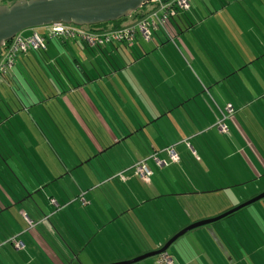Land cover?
Wrapping results in <instances>:
<instances>
[{"label":"crops","instance_id":"0c3cea01","mask_svg":"<svg viewBox=\"0 0 264 264\" xmlns=\"http://www.w3.org/2000/svg\"><path fill=\"white\" fill-rule=\"evenodd\" d=\"M212 1L214 0H204L205 3L202 5L195 4L191 12L182 15V20L178 26L169 28V34L163 32V35H158L157 38H155L157 40V46L155 50H153L155 47L150 49L149 47L151 46L144 45L141 40L138 41V43L133 47L134 54H127L128 56L126 55L124 63L121 64L122 70L120 73L103 75L102 68V70L100 69L99 72L96 71V73H94L92 70V65L96 66V63L98 62H105L101 58V54L98 53V50L95 52V50H90V48L86 47L85 45L78 46L72 41H50L46 43L45 50H43V52L38 53V55H35V57H32L31 55L28 56V58L25 57L24 61H20L18 63L20 66H24V64L30 67L31 65H35V68L37 65H51L56 70L55 75L57 78H60L64 83H67L68 86H64V88L67 87L71 89L70 93L73 94L74 100L76 102H71V98L67 93L63 94L62 96L58 95L56 98L50 99L38 105L36 104L37 102L35 99H33L34 97L32 94L30 95V92L24 88V97L29 98L31 103L36 104L32 106L34 109L40 110L42 106H46L48 109L51 108L52 113L58 114L61 112L67 114L66 118L68 120H66L65 117H62L56 119L55 121L51 120V122H56L52 124L49 123V119L47 117H44V121L48 124L47 129L56 130L59 129V125L61 124L70 125L71 122L69 119H71L72 123L77 125L80 130H83L85 135H89L82 115L87 114L88 110H92L90 112L97 114H122L123 116L120 126L116 124L115 128L116 130H121V135L123 134L124 137L126 135L125 133L129 135L128 131L140 130L142 132H139L138 135L131 134V136L129 135L126 137V139L121 141L115 133L116 136L114 135L110 140V142L116 143L115 147L117 148L115 151L106 153L102 152L103 148H98L101 151L102 159L100 160L99 158H95V160L101 163V165H99L100 172L98 171L99 169H97V173L93 178L96 177L97 180L99 177H102L100 178L101 181L99 182V184H103L102 186L110 185L112 183L111 187L109 188L116 195V197L119 194L126 195V199H123L122 197H119V199L117 198L118 203L115 201L111 202V205L116 206V211L121 209L120 214L115 215L113 218L110 217V214H108L109 211L102 212V209L97 206L100 203V199L98 202L97 196H91L93 192L90 194L87 193L89 190L87 185L91 184V179H93L92 169L88 167L87 169L78 170L80 167L77 163H73V156L69 160L65 159L63 165V168L66 171L65 175H68L72 178L79 190L77 195L82 193L81 195L83 196L85 193H87V195L83 197L88 203L84 201L85 203L83 202V204L86 205L81 207L80 205L75 204L74 201L76 198H74V200H68V198H66L67 195H65L66 193L63 195L62 199L64 202L68 201L66 203L68 205L62 204L63 202L57 204L53 203L58 206V209L60 208L59 212L62 211V205H65L64 207H75L76 205V207L79 206L84 210V213L73 212V215L78 214L82 219L81 222L80 220H76L75 216H73L76 221L75 223L78 227V231H76L73 227L71 228L70 224L67 223L69 219L66 221L63 217H61V220L56 219L55 222L59 224V227L62 226L64 234L63 238L66 242L65 244L62 242V240L60 241L56 238L55 240L60 245V248L57 247L56 251L50 246V248H48V244L45 243L39 234L33 233L34 227L32 226L35 225L32 224L24 214L25 219L28 220L30 224H32L29 229L32 230L30 232L33 234V238L36 240L37 251H35V255H40L42 256L41 258L44 259V262L41 264H61L59 258L62 259L63 257L70 261L68 264H86L80 260V256L82 252H85L87 247H89L92 242V238L96 233L95 225L103 224V227L107 228V226L111 225L110 223L116 220L117 217L132 213L133 208L138 209L140 207V209H144L145 206H152L149 207V210H147L149 213L148 215H153L152 218L148 217L147 219L152 220L154 217H159L158 215H160L161 211L159 210V207L162 205L163 201L173 200V203H176L177 207H180V205L185 206L188 209L193 210L195 213L197 206L207 202L205 197L208 198L207 196L209 194L239 186H225V188L222 187V189H220L210 186L209 184L205 185L202 183L204 181L208 182V180H210L209 177H213L210 174L220 172V170L217 169L216 160L212 159V150L205 142L202 143V141L199 140L201 134L205 135L204 133H200L202 130L199 132L200 135L195 133L190 137L184 138L185 140L183 141L187 140L188 142V139H191L193 142V144L189 146L192 154H190L188 157H185L187 151H185V149L183 150L181 146H177L178 141L174 142L175 144H173V142H167V140L164 138V135L167 133V131L172 132L176 130V127L172 124H166L164 128H157L155 126V124L157 125V122L160 119L167 118V116L160 117V115L171 113L167 112L170 111V109L167 107L166 99H168V106H171V108L180 105L172 102L173 99L176 101L178 98L180 99L181 96L178 92H176V90L172 89L171 85H168L170 73H172L171 79H173V76L176 75V71L178 78L181 77L182 72H184L185 75H192V73L196 74L194 70L195 68L193 66L195 65V67L207 77V80L211 85L214 83L218 84L220 82H223V84L228 82L233 83L231 86H228V95L223 94L220 91H216L213 95L212 91H208L205 95L206 98L209 97L218 99L219 103L215 100L213 101L212 99H209L210 106L216 111V113L219 112L218 108L222 109L229 104L235 105L234 102L228 98L240 97L248 99V101L238 104V108L234 106L236 108L235 115L223 123L225 126V131L224 134H222V137L227 138L226 141L229 143H234V140L231 137L232 135L237 136L239 139L238 143H240L238 147L234 148L231 154L225 157V160L228 161L234 156L241 157L242 163L238 164L237 170H239L240 167L241 171L244 172L246 166L248 165L247 168L250 169L251 173L253 172L252 177H254V179H260L262 175H264V148L263 144L261 143L262 139H264V136L262 135V133L264 134V52L253 59H247L243 53V48L246 46L249 47L250 41L245 39V33H243L238 28V24L237 29H235L230 26V23L220 25V21L218 23L216 20H214V23H211V20L217 18L216 15L219 13V11L212 9V7L215 6L214 2ZM220 1L221 0H218V3ZM237 1L241 2L242 4L244 2L251 3L250 0L232 1L233 6L230 8H233L234 6L235 7L232 9V11H230L229 15L233 20L236 19L237 6H240L241 9H246H243V14L249 10L244 5L243 7L240 3H236ZM226 2L228 5L231 4V0H226ZM0 5H4L3 0H0ZM204 5L205 7H203ZM251 6L253 8L252 11L254 12L252 14L258 16L259 24L261 26L264 25V15L262 16L263 21L261 20V9H257L255 5H248L249 8H251ZM183 17L186 18L185 20L191 21L190 24L192 25H185L183 22ZM36 32L40 35L45 33L43 29H40ZM29 33L31 34V31H29ZM110 51L112 52L111 56H116L117 58L119 54H124L119 52L120 49H118V47ZM130 56L132 59H130ZM133 56L136 57L137 60L133 61ZM108 57L109 55L105 51L103 53V58L106 60ZM227 58L232 60L235 58L237 60L235 65L236 67L234 65L226 66L225 61H227ZM103 66L106 70L110 69L109 64L107 63L103 64ZM210 66H212V69L215 70V73L211 72ZM237 66H239L238 69ZM150 67L153 68L150 69ZM188 67H191L192 69L194 68V71L191 72ZM223 69H225L227 72H224ZM136 70L141 71L142 73L136 74ZM84 72H91L93 74V77L91 76V78L94 79V82L88 83V80L83 76ZM13 74L16 76L15 69L13 70ZM99 76H101L102 79H99ZM148 76H153V81L158 82V85L154 86L153 90L149 89L146 83ZM214 77H218V79L215 80ZM101 81L102 83H100ZM2 83L4 86H11V82L9 80H3ZM107 83H110V85ZM96 87L98 91L101 92L103 97H107L108 95L110 96L108 103H101L100 99L96 97ZM234 90L239 92L238 96L233 94ZM75 96L77 98H75ZM161 96H163V98H161ZM87 97H92L94 99L96 98L94 103L95 106L88 103L89 101L87 100ZM150 97L156 98L158 103H155L152 106L149 101L151 99ZM182 106L183 105H180L178 108H182ZM23 110L30 112L29 108ZM161 112L162 114H159L158 116L156 115V113ZM143 113H150L151 115L147 118H143ZM190 113L194 115L197 112L192 111ZM68 114L72 117L70 116L69 118ZM240 114L245 116L241 117V122L238 121L237 118V116ZM218 116L220 117L219 113ZM150 117L152 119H156L157 117L160 118L157 120V122L150 123V120H152ZM72 118H74L76 122ZM42 120L43 118L39 117L37 119L31 118V123L39 126V123L42 122ZM219 120L220 118L217 119L215 126ZM260 121L262 122V126ZM148 127L152 128L153 130L146 133L145 131L148 129ZM13 130V138H16V140H18L17 142L20 144L21 142L23 145L26 144L29 148L26 151L27 155H32V148H30L32 144L27 141L25 130L22 129L20 125L13 127ZM230 130H232V134L230 133ZM222 140L224 141L223 138ZM95 144L96 143L93 145ZM166 147L173 148L175 154L178 157V161L173 164V166L176 168V166L179 165V171L184 177V181L189 182V185L180 186L175 184L174 187H172V191L165 190L163 186L160 187V184L157 186L150 183L149 185H145V187H140V182L134 177L132 171L126 170L129 169L131 165L154 151L157 153V157L162 163V168L159 169L156 167L157 170L160 172V174H169L170 172L168 169L171 167L172 162L168 159V157H166L167 155L165 156V153L163 152ZM49 148L56 152L53 145H51ZM94 149L95 148H93L92 153H94ZM26 153L24 155L25 159L28 157ZM19 158L22 159L21 157ZM92 158L93 156H90L88 161L92 160ZM118 158H121L126 162L129 161L131 163L130 166L124 170H122V168H118L119 166L116 162ZM109 162H113L114 164L111 165ZM150 168L152 171V165ZM156 173L158 174L157 171ZM112 175L121 176V178L119 180L112 179L114 178ZM154 175L156 174H153V177ZM182 176L180 177L182 178ZM61 177H64V175ZM114 182H116V184ZM92 187H94V185ZM58 191L60 194L64 192L63 190ZM142 199L144 201H142ZM199 203L201 204L198 205ZM117 204H119L120 207H117ZM192 204L197 206H192ZM178 209L181 210V208ZM85 212L92 216L90 222ZM162 215L163 214H161V217ZM89 227H92L93 232H88ZM209 232L218 246L217 247L215 245L216 250L218 251L217 255L213 254L212 257H216L218 260L221 259L223 262L226 261V263L231 264V260H226L229 256V249L227 248L228 244L223 238H221V236H219V232H217L216 229H210ZM216 234L220 237V239L215 236ZM49 235H52V237L54 236V234L51 232ZM68 240H70L69 243ZM166 241V237L161 243L154 241L155 246L149 250L156 251L160 249ZM38 247H40V250H38ZM2 254L3 252L0 254V259H2V256L4 255ZM88 258H90V256H85V261Z\"/></svg>","mask_w":264,"mask_h":264},{"label":"rangeland","instance_id":"374dc122","mask_svg":"<svg viewBox=\"0 0 264 264\" xmlns=\"http://www.w3.org/2000/svg\"><path fill=\"white\" fill-rule=\"evenodd\" d=\"M250 1L251 3L244 2L243 4L238 1L236 2L240 3L242 6L244 5L249 10H247V12L243 14V9L245 8L241 9L240 6H237V20H233L230 17L229 13L230 11H232V9H234L235 6L233 8H230L231 6H233V3L228 5L226 0H221L214 7H212V9L219 11V13L216 15L217 18L211 20V23H214V20H216L218 23L220 21V25L230 23V26L235 29H237L238 24V28L243 33H245V39L250 41L249 47L246 46L245 48H243V53L245 54V57L247 59H253L264 52V25L261 26L259 24L258 16L252 14L254 13L252 11V6L251 8L248 7V5H255L257 9H261L262 20V16L264 15V0ZM102 26H105L103 27L104 29H110L113 27V23L104 24ZM38 30L40 29H37V31ZM29 31L23 32L21 36H30L31 34L29 33ZM75 44H77L78 46L82 45L80 42H75ZM226 60V66H235L237 63V60L235 58H233V60L227 58ZM193 66L195 68L193 69L195 70L196 74L192 73V75H185L184 72H182L181 77L178 78L176 71V75L173 76V79H171L172 73H170L168 85H171L172 89L176 90V92H178L181 96L180 99L178 98V100L176 101H174L173 99L172 102H175L176 104H183V106L182 108H177L176 110L169 113L166 118L167 120L165 118L160 119L157 122V125L155 124V126L157 128H164L166 124H172L176 127V130L172 132L167 131V133L164 135V138L167 140V142H173V144H175L174 142L178 141L177 146H181L183 150L185 149V151H187L185 157H188L190 154H192L189 146L192 145L193 142L191 139H188V142L187 140L183 141L185 140L184 138L190 137L195 133L199 134V132L202 130V132L200 133H204L205 135L199 134V140H201L202 143L205 142L212 150V159L216 160L217 169L220 170V172L218 173L210 174L213 177H209V183L206 181L202 183H204L205 185L209 184L210 186H214L215 188L220 189H222V187L225 188V186H239L209 194L207 196L208 198L205 197V200L207 202L203 203L202 205H200L202 202L199 203L198 205L200 206L192 204V206H197L195 213L193 210H190L185 206L180 205V207H177L176 203H173V200H166L163 201L162 205H160L159 207V210H161L160 215H158L159 217H154V219L152 220L147 219L148 217H153V215L151 214L148 215L149 213L147 212V210L150 209L149 207L152 206H145L144 209H140V207L138 209L133 208L132 213L117 217V219L110 223L111 225L107 226V228L103 227V224L95 225L96 233L92 238V242L89 247H87L85 252H82L80 256V260H82L86 264H116L120 262H127L137 257L143 256L153 251L149 249L155 246L154 241L157 243H161L164 241L165 237L168 241L169 239H171V237H173L175 234L185 229L186 227L200 221L218 217L264 193V175H262L260 179H254V177H252L253 172L251 173L250 169L247 168L248 165L246 166L244 172L241 171L240 167L239 170H237L238 164L242 163L241 157L234 156L230 160L227 159L228 161L225 160V157L231 154L234 148L240 145V143H238L239 139L237 138V136L232 135L231 138L234 140V143H229L228 141H226L227 138L222 137V134L215 128L217 119L220 118L221 120V117H219L218 113H216V111L210 106L209 99H212L213 101L215 100L218 103L219 101L218 99L205 97L208 91H212V95L216 91H220L221 93L228 95V86H231V84L233 83L228 82L223 84V82H220L218 84L214 83L211 85L207 80V77L204 76L195 67V65ZM238 68L239 66H237V69ZM188 69L191 72L194 71L191 67H188ZM210 70L211 72L215 73V70L212 69V66H210ZM223 70L224 72H227L225 69ZM53 71L56 72L54 68ZM138 72L140 74L142 73L141 71ZM37 76L39 79V75ZM19 77L22 80V83L25 85L26 89L30 92V95L33 94L34 90L33 92L31 90L35 87L33 79L31 78L30 80L28 76H26V74H24V79L22 75H19ZM214 78L215 80L218 79V77ZM24 80L30 84V87L27 86ZM146 83L148 85V88L151 90H153L154 86H156V84L153 82V76H148L146 79ZM1 91L5 95L6 101H8L9 105L11 106L9 109H11L12 111L16 112L18 109H23L24 106L29 108V113L20 112L16 117L13 116L8 123V125L11 123V127L20 125L22 129L25 130L27 141L32 144V154L35 155L33 158L31 157V155H29L30 157L27 155L28 158L31 161H37L39 159L45 162V164H42L41 161L39 162V165L42 166L44 170V172L41 173L44 174V179H51L53 177H60L64 175V177H61L58 182H55L48 188L46 187L44 189L45 191H43L42 194L35 196V200L41 208H44L43 210L45 212L48 210H52V218L50 221L61 232L62 236H64L62 226L59 227V225H57V223L55 222L56 219L61 220V217H63L65 221L69 219L67 223L70 224L71 228L73 227L76 231H78L75 219L80 220L81 222L82 219L78 214L73 215V212L84 213L83 208H80L79 206L76 207V205L75 207H64L65 205H62V211L59 212L60 208L58 209V206L56 204L51 203L47 208V205L44 203L45 196L47 197L46 193L51 194L57 192L59 194L58 190H63L64 192L60 194L62 197L66 193L65 195H67L66 198H68V200H74L79 191L72 178L68 175H65L66 171L64 170L63 166L59 164L56 153L49 147L53 145L54 150H56L57 154L60 156L62 154V151H69L68 154L73 155V163H77L80 167L78 170H83L90 167L93 172V178L94 175H96L97 169H99V165H101V163L96 161L95 159H93L88 164L86 163L87 161H84V159H90V156L93 155V147L90 142V137L88 135H85L83 130H80L77 125L72 123L71 119H69L71 122L70 125L61 124L59 125L61 127H59V129H47L48 124L44 121V117H47L49 119V123L52 124L56 122H51V120L55 121L58 118H66L67 114L61 112L58 114L52 113L51 108L48 109L45 106H42V108H40L41 111L38 109H34V107H28L27 100H25L23 94L25 90L21 86L20 88L14 87V91H12L11 89H7L6 91L3 89ZM7 92L10 93L13 98L8 97V95L6 94ZM233 94L238 96L239 92L234 90ZM47 95L51 96L52 93L46 90V94L44 93L40 96V101L42 100V98H47ZM161 98H163V96H161ZM190 98L193 99L188 101ZM228 99L234 102L235 107H237V105L240 103L242 104L243 102L248 101L247 98L240 97ZM166 101L167 107L171 109V106H168L169 102L167 99ZM0 105L2 110H4V104L1 102ZM192 111H195L197 113L193 115L190 113ZM159 114H162V112L156 113L157 116ZM70 116L68 114L69 118ZM38 117L43 118L42 122L39 123V126H37L36 124H32L31 118L37 119ZM241 117L245 116L243 114L238 115V121L241 120ZM72 119L74 120V118ZM66 120L68 119L66 118ZM260 124L262 126L261 121ZM152 130V128L148 127L145 132L147 133ZM230 133L232 134V130H230ZM262 135L264 136L263 133ZM222 138L224 139V141L222 140ZM67 141L72 143V145H70L72 149L67 148ZM261 143L263 144L264 148V139H262ZM57 144L59 145L58 147ZM47 145L50 146L48 147ZM16 146L18 145L16 144L15 147ZM6 147L8 150L10 149L8 145H6ZM109 163L111 165L114 164L113 162ZM34 166L36 165L34 164ZM118 166V168H122L123 165L118 163ZM152 167V172L156 175H154L153 177L152 174L153 178L150 177L149 183L147 185L151 183L158 186L160 184V187L163 186L164 189L168 191H172V187H174L175 184L180 186L189 185V182L184 181V177L179 171V165L174 168L172 164L168 169V171L170 172L169 174H160V172L155 169L154 166ZM98 171L100 172V169ZM156 171L160 175H158ZM97 175L100 176L99 174ZM180 176H182V178ZM100 178L102 177H99L97 180L96 177L91 179V184L87 185L90 190H88V194L93 192L92 195L98 197V202L100 199V203L97 206L102 209V212L109 211L108 214H110V217L113 218L115 215L120 214L121 209H118V211H116V206L111 205V202H117V198L119 199V197L126 199V195L119 194L116 197V195L109 188L111 187L112 183L110 185L102 186L103 184H99V182L101 181ZM116 182L114 183L116 184ZM93 185L94 187H92ZM141 186L145 187L144 184L140 183V187ZM57 199L59 200V196H57ZM142 201L144 200L142 199ZM75 204L80 205L81 203L78 200L75 202ZM20 205L21 204L15 207L11 205L10 209H6L0 214V240L2 241L1 237L5 239L9 235L16 234L15 236H19L20 240L27 247V252H30L31 255H34L36 253L35 251H37L36 240L35 238H33L34 236L30 232L32 230L29 229L28 222L24 217L25 214V216H27L28 219H30L32 222L35 221L32 214L25 210L31 205L27 202L22 204L23 206ZM117 205V207H120L119 204ZM178 208H181V210H179ZM33 211L34 214L40 213L39 211ZM85 214L90 222L92 216L86 212ZM161 214H163L162 217ZM53 215L56 216L54 217ZM73 216H75V219ZM46 218L47 217L44 218V216H42L41 220L37 219L34 225H38V227L36 228V231H33V233L43 236L46 239V242L51 245L52 248L56 251L57 247L60 248V245L55 239L57 238L60 241L61 239L53 230L50 222ZM209 228L216 229L217 232H219V236H221V238H223L228 244L227 248L229 249V256L226 260H231V264H233V262L234 264H264V199L247 208L240 210L239 212L219 222L195 229L181 237L167 250V254L173 259L175 264H230L226 263V261L223 262L221 259L218 260V258L216 257H212L213 254L217 255L218 251L215 247V245L217 246V243L210 234ZM252 230H254V233L251 232ZM50 232L54 234V237L49 235ZM88 232H93L92 227H89ZM215 236L220 239L217 234ZM69 241L70 240H68V243ZM166 242H164V244ZM9 248L10 247L7 246V248L5 249L2 246L0 248V251H7L12 249ZM38 250H40V247H38ZM34 256L36 257L38 262H44V259L41 258L42 256ZM85 256H90V258L85 261ZM0 260L2 262V259ZM157 260L158 257H153L143 260L137 264H156Z\"/></svg>","mask_w":264,"mask_h":264},{"label":"trees","instance_id":"16d2710c","mask_svg":"<svg viewBox=\"0 0 264 264\" xmlns=\"http://www.w3.org/2000/svg\"><path fill=\"white\" fill-rule=\"evenodd\" d=\"M5 1H9V2H5ZM14 1H16V0H4V4L10 5ZM232 1H234V0H231L230 3H233ZM212 2H214V4L216 5L218 3V0H214ZM204 3H205L204 0H188V7L186 9H184V8H180V6L175 2V0H157V1H153V2L143 6L140 10L136 11L131 17L121 19L117 22H114L113 27L110 29H104L103 27H105V26H102L104 24L92 26L89 28H87V27H76V28H79L82 30L92 32V33L117 32V31H121V30L124 31V30L131 29V28L136 30L134 33L130 34L129 40H120L117 42H112L105 47L104 46L89 47V46H87V43L80 38H73V39H66V38H61V37L49 38V37H47V35L50 33L52 27L42 28L45 31V33H43L41 35L39 34V35L45 39V45H46V43H48L50 41H62V42L63 41H68V42L72 41V42H80L82 45H85L86 47L90 48V50H95V52H97L96 50H98V53L101 54L100 55L101 58L103 59V61H105L102 63L103 64H106V63L109 64L110 69L109 70L104 69L103 64L98 62V63H96V66L92 65L93 72L94 73H96V71L99 72L100 69L102 68L104 70V72H103V70L101 69L103 75L111 74V73H120V71L122 70L121 64L124 63L126 55L127 54H130V55L134 54L133 47L138 43V41L141 40L144 45L151 46V47H149L150 49L155 47V48H153V50H155L156 46H157V44H156L157 40L155 38H157L158 35H163V32L169 34V28L170 27L174 28L175 26H178L180 24V22L182 20V18H181L182 15H185V14H188L189 12H191L193 10V6H195V4L202 5ZM203 7H205V5ZM185 19L186 18L183 17L184 24L191 26L192 25V24H190L191 21H188ZM151 20H152V23L154 25H153V27L152 26L149 27L151 34H150L148 39H145L142 36V34L137 30V27L141 22L151 21ZM107 24H109V23H107ZM70 26H73V25H70ZM36 31L37 30L31 31V34H33ZM9 44H10V42H7L0 49V60L3 58ZM117 47H118V49H120V51H119L120 53H124L122 55L119 54L118 58L116 56H111L112 52L110 51V50H114V48L116 49ZM43 50H45V47H44V49H41V50L30 49L25 53H22V52L17 53L16 57H15V61H14V66H13L11 72L0 80V103L2 102L5 106L4 110H2V108L0 107V214L6 209L7 210L10 209L11 205L13 207H15L19 204L22 205L25 202H27L31 206L27 207V209H25V210H27L30 214H32L35 221L32 222L30 219H28L27 216H26V218L29 221H31L32 224H35L37 219H40V220L42 219V216H44V218L47 217L46 219L50 222L53 230L60 237L62 242H64L66 244L63 236L61 235V232L50 221L52 218L51 217L52 216V214H51L52 210H48L45 212L43 210L44 208H41L39 206V204L37 203V201L35 200V196L42 194L43 191H45L44 189L46 187L48 188L49 186L53 185L55 182H58V180L61 178V176L60 177H53L51 179L50 178L44 179V174H41L44 172V170H43L42 166L39 165V162L41 161L42 164H45V162H43L42 160H39V159L37 161H31L28 157H27V159H25L24 155L29 148L26 144L23 145L22 142L20 144L17 142L18 140H16V138H13L14 130H13V127H11V123L9 125H8V123L10 122V119L13 116L16 117L18 115V113H20V112L29 113V112H27L26 110H23V109H27L26 106H24L23 109H18L16 111L17 113L15 111H12L11 109H9L11 106L9 105L8 101H6L5 95L1 91L3 89L5 91L7 89H11L12 91H14V87L20 88V86L23 89L26 88L25 85L22 83V80L19 77V75H22L23 79H24V74H26V76H28V78L30 80H31V78L33 79L35 87L32 88L31 90H32V92L34 90V93L32 94V96L34 97L33 99H35V101L37 102L36 104L40 105V104H42V103H44L50 99L56 98V96H58V95L62 96L63 94H67V93L71 99L69 97H67V98H69L71 102L72 101L76 102L74 100L73 94L70 93L71 89L67 88V87H66L67 89L64 88V86H68L67 83H64L62 81V79L57 78V76L55 75L56 72L53 71V67L51 65H47V66L46 65L45 66L37 65L36 68H35V65L34 66L31 65V67L28 65H25V64H24V66L18 65V63L20 61L21 62L24 61L25 57L28 58V56H30V55L32 57H35V55H38V53L43 52ZM105 51L109 55V57L106 58V60L103 58V53ZM150 58H152V57H150ZM130 59H132V57ZM135 60H137V59H136V57L133 56V61H135ZM151 68H153V67H150V69ZM14 69H15L17 77L13 74ZM135 73L140 74L138 71H135ZM36 74L39 75V79H38V76ZM83 76L88 80V83L94 82V79L91 78V76L93 77V74L91 72H84ZM98 78L102 79L101 76H99ZM3 80H7V81L9 80L11 82V86L10 85L4 86L2 83ZM153 82L156 85H158V82H155V81H153ZM100 83H102V81ZM26 84H27V86L30 87V84L28 82H26ZM107 84L110 85V83H107ZM46 90L50 91L52 93V95L51 96L47 95V98L46 97L42 98V100L40 101V96L44 93L46 94ZM6 94L8 95V97H12L10 95V93H8V92ZM95 94H96V97L100 99L101 103H108L110 100V96L108 95L107 97H103L101 92L98 91L97 87H96ZM64 97H66V96H64ZM75 98H77V97L75 96ZM150 98L151 99L149 101H150L152 106L155 103H158V101H156V98H153V97H150ZM95 99L92 97H87V100L89 101L88 103L90 105H94ZM192 99L193 98H190L188 101H190ZM25 100H27L28 107H32L33 105H36V104L31 103L29 98H25ZM20 103H21V101H20ZM180 105H183V104H180ZM179 106L178 105L174 106L170 109V111H167V112H172L173 110L177 109ZM228 108L230 109L231 113L227 112ZM90 111H92V110H88L87 114L82 115V117L84 118V121L86 123V127L88 129V133H89V135L88 134H86V135H88L90 137L91 145L93 148H95L94 149L95 151L92 155L93 156L92 160L95 158L96 159L99 158L100 160L102 159L101 151L99 150L100 148L101 149L103 148L102 152H106V153L115 151V149L117 148V147H115L116 143L110 142L111 137H113L115 135V133L117 134V137L121 141L123 139H126V137H128L129 135L131 136V134L132 135H138L139 132H141L140 130L128 131L129 135H127V133H125L126 135L124 137L123 134L121 135V130H116V128H115L116 124L118 126H120V122H121V119L123 116L122 114H118V115L100 114V113L97 114V113L90 112ZM218 111H219L218 113L221 117V120L217 123L215 128L221 134H224V132H222L218 129V125L221 122L223 124L224 121H226L229 118H232L236 113V108L234 107L233 104H229V105H226L222 109L218 108ZM150 115H151L150 113L149 114L143 113L142 117L147 118ZM167 115H168V113L162 114V115H160V117L167 116ZM159 118L152 119L150 117V119L153 120V121L150 120V123L157 122V120ZM14 120H16V119H14ZM25 135H26V132H25ZM26 137H27V135H26ZM14 143H16L18 146L15 147L16 144L14 145ZM94 143H96V144L93 145ZM6 145H8L10 147L9 150L7 149ZM70 145H72V143L67 141V147L72 149L70 147ZM58 146L59 145L57 144V147ZM30 148H32V146H30ZM17 149H19V150H17ZM166 150H167V152H166ZM169 150H173V148L172 147H166L163 150V152L166 153L168 159L172 162V160L170 159V157L168 155ZM68 152L69 151H62L61 156L56 155L58 162L61 166L64 165L65 159L69 160L73 156V155H69ZM55 153L57 154V152H55ZM26 155H27V153H26ZM18 156L21 157L22 159H20ZM34 156H35L34 154L31 155L32 158ZM153 157L158 159L157 153L154 151H152V153H150L149 155H147L143 159H140L139 161H137L136 163L131 165V167L129 169H127L126 171H132L134 177L137 180H139V182L141 184L147 185V183H144L140 179V177L135 174V166L137 163H139L141 161H145L146 165L149 167L150 170H151V168H150L151 165L152 166L154 165V167L156 168ZM88 160L89 159H84V161H87L86 163H89L92 161V160H90V161H88ZM116 162H117V165H118V163L123 165L122 170L128 168V166H130V164H131L129 161L126 162L125 160H123L121 158H118V160ZM11 163H12V165H11ZM34 164L36 166H34ZM172 164H175V163L172 162ZM38 168H39V170H38ZM112 176L114 177L112 179L119 180L121 178V176H117V175L116 176L112 175ZM151 176H152V171H151ZM99 188H101V187H99ZM88 192L89 191H87V193ZM87 193H85L83 196H86ZM44 194H45V192H44ZM81 194L82 193L75 196L76 199L74 202L79 200L81 204H83L84 201L86 203H88L86 201V199H84V197ZM46 195H47V197L45 196L44 203L47 205V208H48V205H50L51 203L57 204V203L63 202L64 204H66L68 202V201L64 202L60 193L58 194L57 192L51 193V194L46 193ZM57 196H59V200L57 199ZM91 196H93V195H91ZM81 204H80L81 207L86 205V204L85 205L84 204L81 205ZM7 205H9V206H7ZM29 208H31V209H29ZM33 210H35L36 212L39 211L40 213L34 214ZM48 214H50V215H48ZM53 216L55 217L56 215H53ZM28 220H27V222H28ZM32 224H30L28 222L29 227H31ZM57 225H59V224H57ZM32 227H34V231H36V228L38 227V225H35ZM64 231H65V229H64ZM251 232L254 233V230H252ZM15 235L16 234L9 235L5 239H3V237H1L2 241L0 240V248L3 246V248L6 249L7 246H9L12 249L9 248L10 250L0 251V254H1V252H3V254H4V255L2 254L3 255L2 256V262L0 260V264H41L35 258V256H34L35 254L31 255L30 252H27V247L25 246V244L20 240L19 236H15ZM46 235H47V233H46ZM50 236H52V235H50ZM41 238L45 241L46 244H48L46 242V239L43 236H41ZM16 243H20V245L18 247H16ZM49 246L52 248V246L48 244V248H50ZM59 261L61 262V264L62 263L63 264L70 263V261L66 260L64 257L62 259L59 258Z\"/></svg>","mask_w":264,"mask_h":264},{"label":"water","instance_id":"95a60500","mask_svg":"<svg viewBox=\"0 0 264 264\" xmlns=\"http://www.w3.org/2000/svg\"><path fill=\"white\" fill-rule=\"evenodd\" d=\"M153 1L155 0H16L10 5H0V49L16 36L29 30L62 24L89 28L114 23L131 17L136 11ZM262 199H264V193L218 217L186 227L156 251L116 264H137L148 258L165 254L187 233L219 222Z\"/></svg>","mask_w":264,"mask_h":264},{"label":"built area","instance_id":"2783aa9c","mask_svg":"<svg viewBox=\"0 0 264 264\" xmlns=\"http://www.w3.org/2000/svg\"><path fill=\"white\" fill-rule=\"evenodd\" d=\"M157 1V0H155ZM175 2L180 6V8L186 9L188 7V0H175ZM173 14V13H172ZM152 20L151 21H143L141 22L137 30L142 34L145 39H148L151 31L150 26L153 27ZM155 27V26H154ZM136 30L133 28L127 29L124 31L117 32H109V33H92L86 30H82L70 25H56L52 26L50 33L47 35L49 38H80L87 43V46H107L112 42H117L120 40H129V36L131 33H134ZM45 47V39L34 32L28 37H22L21 35L16 36L13 40L10 41V44L7 47V50L0 60V80L8 75L13 66L16 54L19 52L25 53L30 49L33 50H41ZM228 113H231L230 109H227ZM218 129L222 132L225 131V126L222 122L218 125ZM167 152V150H166ZM168 155L172 162L176 163L178 161V157L173 150L168 151ZM154 158L155 166L159 169L162 167V163L159 159ZM135 174L140 177V179L144 183H149V178L151 176V170L146 165L145 161H141L135 166ZM20 243H16V247H18ZM157 264H174L173 259L168 254H162L158 257Z\"/></svg>","mask_w":264,"mask_h":264},{"label":"clouds","instance_id":"9594fccd","mask_svg":"<svg viewBox=\"0 0 264 264\" xmlns=\"http://www.w3.org/2000/svg\"><path fill=\"white\" fill-rule=\"evenodd\" d=\"M167 254V253H166ZM159 257V256H158Z\"/></svg>","mask_w":264,"mask_h":264}]
</instances>
